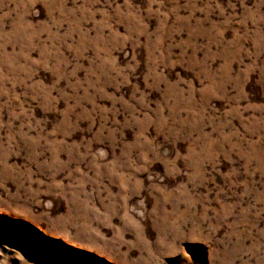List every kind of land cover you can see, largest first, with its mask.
Returning <instances> with one entry per match:
<instances>
[{"label": "rangeland", "instance_id": "rangeland-1", "mask_svg": "<svg viewBox=\"0 0 264 264\" xmlns=\"http://www.w3.org/2000/svg\"><path fill=\"white\" fill-rule=\"evenodd\" d=\"M0 264H264V0H0Z\"/></svg>", "mask_w": 264, "mask_h": 264}]
</instances>
